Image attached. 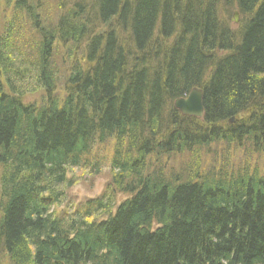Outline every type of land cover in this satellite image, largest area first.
Masks as SVG:
<instances>
[{"label": "trees", "instance_id": "trees-1", "mask_svg": "<svg viewBox=\"0 0 264 264\" xmlns=\"http://www.w3.org/2000/svg\"><path fill=\"white\" fill-rule=\"evenodd\" d=\"M64 1L44 22L31 0H0L13 6L0 34V264H264V166L251 161L264 154V0ZM61 45L82 50L62 95ZM29 73L38 104L17 89ZM193 89L201 120L174 108ZM74 168L110 180L54 212Z\"/></svg>", "mask_w": 264, "mask_h": 264}, {"label": "rangeland", "instance_id": "rangeland-1", "mask_svg": "<svg viewBox=\"0 0 264 264\" xmlns=\"http://www.w3.org/2000/svg\"><path fill=\"white\" fill-rule=\"evenodd\" d=\"M32 4L38 9V12L40 16L42 17V21H57L58 16L60 15L61 8L63 5V1L61 0H31ZM71 0H65L64 4L66 3V7L68 5L72 4ZM10 4L2 3V9L0 12V34L1 32H5V29L7 28V22H9V17L11 16L12 8ZM239 15V14H238ZM233 22H234V16H233ZM28 22V25L27 23ZM240 22V17H239ZM21 23H22V33L24 36H26L28 39L32 38L34 41V38H36V33L34 32V29L32 27V24L30 22V19L26 20L25 18L21 17ZM235 25L239 23H235ZM19 30V28H18ZM81 49H68V46H57L56 52L54 54V71L56 75V86H57V92L62 95L65 89L66 85V79L69 75V70L72 66L77 64L82 55ZM23 72L20 70V74ZM35 73H29L27 76H24L22 78V81L17 80V89L19 92L24 93L28 95L27 99L25 101L30 103L38 104L42 98H45L43 96V93H37L35 86ZM22 84V85H20ZM224 145H212L210 148H207L203 154H202V162L205 166V170L208 169L211 164H218L220 162L221 156H223L225 153H223ZM188 154L186 156H182L179 159H176L177 157L171 158L170 160H166L165 166L168 170L170 169H177L182 160H186ZM231 160L233 161V164H239L242 161L246 160L245 152L243 150L233 151L231 154ZM176 161L177 164H174ZM252 165L255 166H264V154L261 155H255L252 159ZM257 163V164H255ZM68 180L69 183L73 184V187H66L64 188V197L62 199V202L60 203L61 206H56L59 211H68V213H71L78 205L93 199L98 198L102 195V193L105 190L106 185L108 184L110 180V170L109 168H104L102 171V174L98 177L92 176V174L89 173V171L81 169V168H74L70 170L68 174ZM123 197L120 198L122 200Z\"/></svg>", "mask_w": 264, "mask_h": 264}, {"label": "water", "instance_id": "water-1", "mask_svg": "<svg viewBox=\"0 0 264 264\" xmlns=\"http://www.w3.org/2000/svg\"><path fill=\"white\" fill-rule=\"evenodd\" d=\"M235 23H239V15L234 13ZM174 108L184 117L203 118V92L200 89H194L186 98L175 101Z\"/></svg>", "mask_w": 264, "mask_h": 264}, {"label": "bare ground", "instance_id": "bare-ground-1", "mask_svg": "<svg viewBox=\"0 0 264 264\" xmlns=\"http://www.w3.org/2000/svg\"><path fill=\"white\" fill-rule=\"evenodd\" d=\"M16 52H18V49L12 51V53H16ZM93 199H96V198H93ZM56 206H57V205H56ZM56 206H54V208H52V210H54V212H58V211H59V209H58ZM78 206H79V205H78ZM78 206H77L76 208H78ZM76 208H75V209H76ZM75 209H74V210H75ZM74 210H73V211H74Z\"/></svg>", "mask_w": 264, "mask_h": 264}]
</instances>
